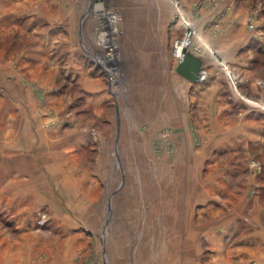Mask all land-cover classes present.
<instances>
[{"label":"rangeland","instance_id":"1","mask_svg":"<svg viewBox=\"0 0 264 264\" xmlns=\"http://www.w3.org/2000/svg\"><path fill=\"white\" fill-rule=\"evenodd\" d=\"M210 1L244 12L261 83L264 0ZM87 2L0 0V264H264V102L204 120L120 22L110 87Z\"/></svg>","mask_w":264,"mask_h":264},{"label":"crops","instance_id":"2","mask_svg":"<svg viewBox=\"0 0 264 264\" xmlns=\"http://www.w3.org/2000/svg\"><path fill=\"white\" fill-rule=\"evenodd\" d=\"M103 1L121 15V45L130 40L143 41L150 56L172 58L173 39L180 35L186 24H192L195 33L190 50L201 57V69L207 70L208 77L203 82H191L175 72L183 77L187 104H202L203 114L198 113L199 116L208 121H224L227 131L231 130L228 128L229 121L245 120L251 127L260 121L259 116L262 114L259 111L244 109L245 111L238 113V117L234 116L233 111L236 106L247 104L248 98L264 102V81L260 83L253 68H250L252 53L249 47L256 35L246 28L244 12L235 11L238 18L229 17L225 6L214 4L210 0H181L182 14L178 6L174 5V0ZM88 5L89 0L84 11L86 16L89 15ZM163 45H168L166 51ZM82 46L86 48L85 44ZM92 51L91 54L94 53ZM227 68H231L236 74L237 82L231 80ZM109 91L107 86V92ZM188 113L187 108V112L182 113L183 119L189 120ZM242 128L244 127H237L235 130ZM256 128L257 125L254 126Z\"/></svg>","mask_w":264,"mask_h":264},{"label":"built area","instance_id":"3","mask_svg":"<svg viewBox=\"0 0 264 264\" xmlns=\"http://www.w3.org/2000/svg\"><path fill=\"white\" fill-rule=\"evenodd\" d=\"M93 2L94 0H89L88 13L96 21L95 33L98 41H95V43L101 45V51H98V49L93 50V55L91 54V51H88L87 49L86 51L92 55L93 60L97 65L105 69L110 87L116 88L117 86L115 83L118 81V77L121 76L119 66L120 48L118 44V36L120 34L118 24L121 18L113 9L106 8L100 3L96 4V7L98 8L96 10L95 5L93 6ZM251 27H253V25H251ZM194 33L191 25L187 24V28H185L183 33L173 39L171 54L175 59L176 64L184 58L186 51L190 50L192 47ZM207 77V70L202 68L199 71L197 81L203 82Z\"/></svg>","mask_w":264,"mask_h":264},{"label":"water","instance_id":"4","mask_svg":"<svg viewBox=\"0 0 264 264\" xmlns=\"http://www.w3.org/2000/svg\"><path fill=\"white\" fill-rule=\"evenodd\" d=\"M87 8L89 12V7ZM84 15L86 16L85 13ZM201 64H202L201 57L194 54L191 50H187L184 58L176 64L175 69L180 75H182L189 81L194 82L198 78L199 71L201 69ZM109 216H110V212L108 213L107 218Z\"/></svg>","mask_w":264,"mask_h":264},{"label":"trees","instance_id":"5","mask_svg":"<svg viewBox=\"0 0 264 264\" xmlns=\"http://www.w3.org/2000/svg\"><path fill=\"white\" fill-rule=\"evenodd\" d=\"M252 44H254V42H252ZM256 46H257V44H256ZM259 46V45H258ZM257 49L259 50V48L257 47ZM262 50V49H261ZM264 51V50H263Z\"/></svg>","mask_w":264,"mask_h":264},{"label":"bare ground","instance_id":"6","mask_svg":"<svg viewBox=\"0 0 264 264\" xmlns=\"http://www.w3.org/2000/svg\"><path fill=\"white\" fill-rule=\"evenodd\" d=\"M96 6H97V5H95V7H96ZM97 9H98V8L96 7V10H97ZM93 54H94V53H93ZM93 54H92V55H93ZM95 56H96V55H95Z\"/></svg>","mask_w":264,"mask_h":264}]
</instances>
